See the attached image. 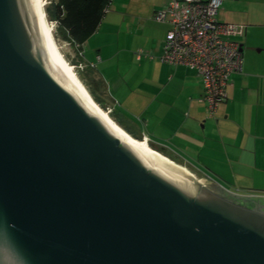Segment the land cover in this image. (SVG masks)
Here are the masks:
<instances>
[{
  "label": "water",
  "instance_id": "95a60500",
  "mask_svg": "<svg viewBox=\"0 0 264 264\" xmlns=\"http://www.w3.org/2000/svg\"><path fill=\"white\" fill-rule=\"evenodd\" d=\"M38 28L31 0H0V264H264V193L146 164Z\"/></svg>",
  "mask_w": 264,
  "mask_h": 264
},
{
  "label": "crops",
  "instance_id": "0c3cea01",
  "mask_svg": "<svg viewBox=\"0 0 264 264\" xmlns=\"http://www.w3.org/2000/svg\"><path fill=\"white\" fill-rule=\"evenodd\" d=\"M239 17L224 21L244 26L232 35L241 46V68L229 74L225 97L212 114L196 71L158 58L164 37L134 50L107 52L98 44L88 62L97 66L113 108L130 129L179 156L194 175L190 165L199 167L200 177L211 184L228 182L253 191L228 185L233 190L264 193V32L258 30L264 14L260 21L253 14L250 20Z\"/></svg>",
  "mask_w": 264,
  "mask_h": 264
},
{
  "label": "rangeland",
  "instance_id": "374dc122",
  "mask_svg": "<svg viewBox=\"0 0 264 264\" xmlns=\"http://www.w3.org/2000/svg\"><path fill=\"white\" fill-rule=\"evenodd\" d=\"M44 1L47 14L46 7L51 6V0ZM156 1L158 0H109L98 22L97 29L92 35L88 34L81 42H73L64 37L62 33L56 29V21L53 18H50L47 14V18L53 27V32L60 51L67 62L73 67L74 72L84 83L91 95L95 94L98 97V100L96 101L102 108L107 110L109 114L114 113V111L111 109L113 104L112 99L106 90L107 88H105L106 83L101 79L102 76L97 66L92 65L88 60L94 57L95 48L99 46L98 44H102V50L109 52L114 51L117 47L121 51H124L126 47L130 48V50H134L137 46L147 48L149 47L147 45H150V43H158L159 39L165 35L166 24L151 17V8L154 7L153 3ZM243 14L244 16H242ZM252 14L258 21L263 19L264 0H221L215 12L216 18L220 20H230L239 16H241L239 17L240 19L250 20L254 18L252 17ZM258 30L264 32V27ZM132 53L134 54L133 51ZM114 57L117 58L116 55H114ZM116 58L111 59L115 61ZM128 62L130 65L132 64L130 60H128ZM116 108L120 111L118 106ZM150 139H148V141ZM150 141L149 144L152 148L166 155L179 165L186 166L181 162L179 156L171 154L167 149L161 150L158 147H155L156 144L152 143V140ZM187 165L190 164L188 163ZM190 167L196 170L194 173L198 176L197 178L203 179L198 174L199 171H201L198 170L200 169L199 167L191 165ZM202 171L206 173L204 170ZM207 175L211 176V174L208 173ZM223 185H227L226 187H228V185L234 186L240 189L239 186L228 182H225ZM240 190L253 191L245 188Z\"/></svg>",
  "mask_w": 264,
  "mask_h": 264
},
{
  "label": "built area",
  "instance_id": "2783aa9c",
  "mask_svg": "<svg viewBox=\"0 0 264 264\" xmlns=\"http://www.w3.org/2000/svg\"><path fill=\"white\" fill-rule=\"evenodd\" d=\"M220 1L166 0L151 12L153 19L168 24L158 58L196 71L207 114L225 97L229 74L242 63L239 43L231 36L241 33L244 26L216 18Z\"/></svg>",
  "mask_w": 264,
  "mask_h": 264
},
{
  "label": "bare ground",
  "instance_id": "6f19581e",
  "mask_svg": "<svg viewBox=\"0 0 264 264\" xmlns=\"http://www.w3.org/2000/svg\"><path fill=\"white\" fill-rule=\"evenodd\" d=\"M34 16L37 17L38 34L48 53L50 61L59 70L62 78L69 84L72 93L80 100L83 106L94 113L100 120L122 141L126 142L137 155L148 165L156 168L160 172L179 180L190 179L195 176L186 167L179 165L166 155L151 147L146 135L141 139L132 136L125 130L107 110L96 102L84 83L74 72L73 67L67 62L60 51L53 27L50 24L45 11L44 0H31ZM199 179V178H198ZM211 186L206 179H200Z\"/></svg>",
  "mask_w": 264,
  "mask_h": 264
},
{
  "label": "trees",
  "instance_id": "16d2710c",
  "mask_svg": "<svg viewBox=\"0 0 264 264\" xmlns=\"http://www.w3.org/2000/svg\"><path fill=\"white\" fill-rule=\"evenodd\" d=\"M108 1L109 0H51V6H47L46 9L48 16L55 19L56 29L59 30L64 37L73 42H81L96 28ZM92 95L95 100H98L95 94ZM111 109L114 113L110 114H113L112 116L125 130L136 138H142L141 133H137L130 129L118 116L115 109L113 107ZM155 147L160 149L157 144Z\"/></svg>",
  "mask_w": 264,
  "mask_h": 264
}]
</instances>
